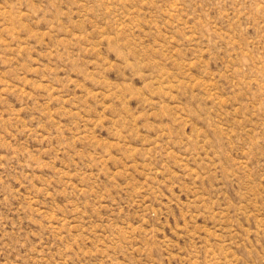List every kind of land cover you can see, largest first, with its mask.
<instances>
[{"label":"rangeland","instance_id":"374dc122","mask_svg":"<svg viewBox=\"0 0 264 264\" xmlns=\"http://www.w3.org/2000/svg\"><path fill=\"white\" fill-rule=\"evenodd\" d=\"M0 264H264V0H0Z\"/></svg>","mask_w":264,"mask_h":264}]
</instances>
